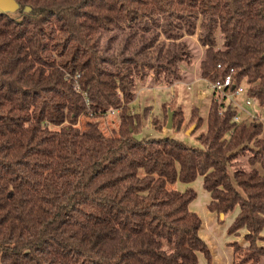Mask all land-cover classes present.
<instances>
[{
	"label": "trees",
	"instance_id": "trees-1",
	"mask_svg": "<svg viewBox=\"0 0 264 264\" xmlns=\"http://www.w3.org/2000/svg\"><path fill=\"white\" fill-rule=\"evenodd\" d=\"M15 1L0 14V264L211 263L198 192L173 188L198 178L220 224L237 212L227 234L246 231L233 264H264L262 120L214 98L198 148L139 140L144 115L129 112L147 76L182 81L198 35L202 79L231 75L264 118V0ZM110 110L107 136L87 118Z\"/></svg>",
	"mask_w": 264,
	"mask_h": 264
},
{
	"label": "rangeland",
	"instance_id": "rangeland-1",
	"mask_svg": "<svg viewBox=\"0 0 264 264\" xmlns=\"http://www.w3.org/2000/svg\"><path fill=\"white\" fill-rule=\"evenodd\" d=\"M185 41L193 54V64L189 65L185 63L183 65V78L181 82L174 83L172 86H167L165 84L159 85L155 82L153 76L152 78L147 76L143 81L138 83L136 99L130 104L129 112L131 115H144L142 116L143 129H141V133L136 136L139 140L143 141L152 137L156 138L168 136L180 140L186 145L198 148L201 147V143L198 141L197 137L207 131V119H204L203 116H201V113L203 109L202 114L205 116L207 114V108L205 109V107L211 104L209 99H204L203 97L204 95H206L207 98L209 96L211 97L213 90L209 88L207 83H205L201 77L200 63L205 54L198 43V35L188 37ZM34 72L35 71L32 70L30 74H33ZM27 75L28 73H25V76ZM188 86H191V89H188ZM175 110L179 113L183 112V116H179L175 124L173 121L172 128L167 129L169 111L174 112ZM119 112L120 111L110 110V112L102 118L89 117L87 120L89 119L90 121L98 122L105 135L112 136L118 133L121 125ZM194 112L195 115L197 112L204 120V123L199 130H196L197 125L194 123L196 120V117H193ZM242 117H244L243 114ZM256 119L262 120L264 124L261 106ZM85 121V118H81L79 125L83 126ZM193 126H195V130L191 135H188L187 132ZM262 136L264 137V132ZM241 163V165H246V160L242 159ZM202 180V178H198L194 183H192L191 187L196 190V186L200 185ZM188 187H190V185L178 182L173 188L185 191ZM235 214L236 212L226 218L223 224L219 225H229L231 218H233ZM244 236L242 237L243 241L238 243L242 246H247L248 243ZM206 243L208 244V247L211 245L209 242ZM258 245L264 247V240H259ZM218 257H220V255ZM200 259L199 264H212L209 263L204 256H201Z\"/></svg>",
	"mask_w": 264,
	"mask_h": 264
},
{
	"label": "crops",
	"instance_id": "crops-1",
	"mask_svg": "<svg viewBox=\"0 0 264 264\" xmlns=\"http://www.w3.org/2000/svg\"><path fill=\"white\" fill-rule=\"evenodd\" d=\"M203 81L207 83V80L203 79ZM212 97L213 95H211V97L209 96L208 98L206 97V95H204L203 98L209 99L211 103ZM209 107L210 105H207L205 107V109L207 108L206 110L207 114L205 113L206 114L205 116L202 114L203 113V109H202L201 116H203L204 119H207L208 117ZM259 110L260 108L258 109V111ZM246 118L247 117L244 116V119ZM188 185H190V187L192 186V184H188ZM196 191L198 192V198L191 204L190 209L191 211L198 214L203 221V227H202V230L200 231V235L205 242H209V244L211 243V245H209L210 251L212 254L211 263L212 264H233V250L229 246V244L233 243L234 241L241 243L243 241L242 237L246 234V231H242L239 237H236V236L232 237L227 234L226 230L234 221L237 215V212L234 215V217L231 218V222L229 225L227 224L224 226L219 225L220 223H219L218 216L216 214L211 213L208 210V204L211 202V197H210V194L207 193L203 189V180L201 181L200 185L196 186ZM262 236L264 237V230L262 232ZM219 255L220 257H218ZM201 256L203 255H200L199 258Z\"/></svg>",
	"mask_w": 264,
	"mask_h": 264
},
{
	"label": "built area",
	"instance_id": "built-area-1",
	"mask_svg": "<svg viewBox=\"0 0 264 264\" xmlns=\"http://www.w3.org/2000/svg\"><path fill=\"white\" fill-rule=\"evenodd\" d=\"M207 85L213 90L212 99L216 98L221 103H230L237 110L235 122L252 120L258 116V109L260 108L258 101L247 96L246 85H237L231 75L213 83L207 81ZM188 89H191V86H188ZM242 114L247 118L244 119Z\"/></svg>",
	"mask_w": 264,
	"mask_h": 264
},
{
	"label": "water",
	"instance_id": "water-1",
	"mask_svg": "<svg viewBox=\"0 0 264 264\" xmlns=\"http://www.w3.org/2000/svg\"><path fill=\"white\" fill-rule=\"evenodd\" d=\"M20 6L15 0H0V14H9L16 13L19 10ZM174 121V112L169 111V119L167 124V129H171ZM195 130V126H193L188 132V135H191ZM224 218V215H221V219Z\"/></svg>",
	"mask_w": 264,
	"mask_h": 264
}]
</instances>
